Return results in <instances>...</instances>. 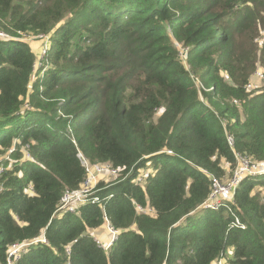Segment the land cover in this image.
<instances>
[{
  "label": "trees",
  "instance_id": "trees-1",
  "mask_svg": "<svg viewBox=\"0 0 264 264\" xmlns=\"http://www.w3.org/2000/svg\"><path fill=\"white\" fill-rule=\"evenodd\" d=\"M0 30L12 37L0 39V157L18 140L0 178L1 264L42 234L15 264H264V175L199 209L234 152L264 164V90L244 89L264 72V0H0ZM29 34L48 36L37 71ZM78 153L119 175L99 204L56 214L84 181ZM103 211L120 230L108 254L90 233Z\"/></svg>",
  "mask_w": 264,
  "mask_h": 264
},
{
  "label": "built area",
  "instance_id": "built-area-1",
  "mask_svg": "<svg viewBox=\"0 0 264 264\" xmlns=\"http://www.w3.org/2000/svg\"><path fill=\"white\" fill-rule=\"evenodd\" d=\"M261 35H264V31H262ZM48 40V36H41ZM0 39L1 40H12V37L9 36L8 33L0 30ZM257 43H261L262 38H256L254 40ZM47 52V44L41 49L39 54L38 66H41V62L43 57ZM185 58L186 55L184 54ZM35 64V66H36ZM34 66V71L36 70ZM38 67V68H39ZM37 68V69H38ZM252 80H249L245 85L244 89L248 92H259L264 85V72L258 68L252 74ZM224 80L229 81L230 78L228 75L224 74ZM234 104H237L236 100H233ZM27 108V105L24 106ZM226 141L230 148L233 147L234 139L231 135L226 134ZM18 143L17 139L13 140L12 146L6 151L4 156L0 157V178L1 175L11 168L14 161L12 160V155L15 153V145ZM21 157L23 160L33 161L32 157L29 154V145H25L21 148ZM170 154V152H168ZM78 159L80 160L81 166L84 168L85 178L78 190H68L64 189L60 200L56 207V214L64 215V214H77L78 209L81 206H85L87 204H99L101 199L98 194L101 191V187H99L100 182L106 183L104 178L109 177L110 179H116L119 175L120 170L114 168L110 163H88V161L82 156L81 153L77 154ZM234 160L235 167L232 171L231 177L225 182L221 183L217 179H212V191L209 196L201 203L199 209L202 210H213L217 211L222 206H225L227 203H232L233 194L235 189L237 188L240 181L245 177H257L264 175V164H259L252 162L247 156L242 155L240 153L234 152ZM7 162L5 166L4 163ZM149 169H143L138 171V175L136 177L135 182L138 184L143 183L148 177ZM20 175V174H19ZM1 190V186H0ZM26 194L33 195L34 190L32 185L29 184L25 189ZM261 200L264 202V191L260 192ZM226 203V204H225ZM136 212L138 214H147L154 215V209L146 205L142 207L136 204ZM103 226L107 232V239L104 240L102 237H97L94 234L93 236L94 242L97 247L105 254H108L112 245L117 241L119 237L120 230L114 228L105 212L103 211ZM232 227L237 228L239 230H244L245 226L239 221L238 218H235L231 224ZM103 228V229H104ZM47 244V241L44 237V234L40 235L38 239H35L31 242H23L16 243L9 247L7 252V258L5 260V264H15L21 257L22 254L26 251L27 248L34 246L36 244ZM66 255L70 256V247L67 246L65 248ZM1 264V263H0ZM214 264H225L223 259H218L214 262Z\"/></svg>",
  "mask_w": 264,
  "mask_h": 264
},
{
  "label": "rangeland",
  "instance_id": "rangeland-1",
  "mask_svg": "<svg viewBox=\"0 0 264 264\" xmlns=\"http://www.w3.org/2000/svg\"><path fill=\"white\" fill-rule=\"evenodd\" d=\"M258 11H259V8H258ZM260 13H261V15L263 14V11L262 10H260ZM260 32V31H259ZM41 36H45V35H43V34H39V35H35V36H33L32 34H29V35H27V36H25L24 37V40L27 42V43H29V44H31L30 45V47L32 48V50H34L35 51V53H36V62L38 63V61L40 60L39 59V54H40V51H41V49L44 47V45H46L47 43H48V40L47 39H45V38H42ZM238 41H240L241 43H245V39H243V38H241V39H239ZM182 57H183V55H182ZM39 66H38V64H36V66H35V69H36V71H37V68H38ZM223 74H225V73H223ZM251 76H252V74H251ZM250 76V78L248 79V81L249 80H252V77ZM230 81L231 80H229L228 81V83H230ZM261 90H264V85L262 86V89ZM149 169V168H148ZM104 181H106V183H104V184H107V183H109V182H111V181H114V179L112 180V179H110L109 177H106V178H104ZM103 184V183H102ZM104 228V226H102L101 227V229H99L98 231H91L90 233L91 234H94L95 236H97V237H102V238H104V240H106L107 239V232H106V230H105V228ZM227 253L228 254H231V250L229 249L228 251H227Z\"/></svg>",
  "mask_w": 264,
  "mask_h": 264
}]
</instances>
